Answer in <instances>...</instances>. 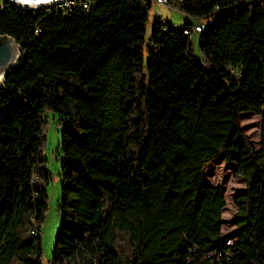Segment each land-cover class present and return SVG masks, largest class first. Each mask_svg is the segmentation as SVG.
<instances>
[{"label":"trees","instance_id":"obj_1","mask_svg":"<svg viewBox=\"0 0 264 264\" xmlns=\"http://www.w3.org/2000/svg\"><path fill=\"white\" fill-rule=\"evenodd\" d=\"M74 2L0 1V35L21 51L0 82V264H42L47 110L62 152L50 264H264V141L240 124L264 127V0L179 2L216 16L198 33L203 60L189 22L157 17L145 46V0ZM221 156L246 183L226 234L223 190L203 181Z\"/></svg>","mask_w":264,"mask_h":264},{"label":"rangeland","instance_id":"obj_2","mask_svg":"<svg viewBox=\"0 0 264 264\" xmlns=\"http://www.w3.org/2000/svg\"><path fill=\"white\" fill-rule=\"evenodd\" d=\"M1 1V0H0ZM159 17L165 23L175 26H183L186 22L192 25H209L213 24L216 16L211 17H192L184 14L177 8H168L157 3H152L148 10V20L146 23L145 46H148L152 33V28L156 18ZM198 33L192 35L193 50L195 55L203 60V56L199 49ZM21 52V51H20ZM21 55V54H20ZM147 47L145 51V61H147ZM60 116L50 110L45 111L44 120V143L41 157L44 160L45 167L52 175V180L47 186L48 193V210L45 219L41 224V242L43 248L42 264H50L52 252L54 249L56 237L62 222V216L59 209L61 204V187L60 168L62 152L59 148L61 125L59 123ZM240 124L244 133L249 137L253 146L257 149L263 146L264 127L262 119L259 115L245 114L240 118ZM236 165L225 162L223 156L209 163L203 172V181L207 186H218L223 190L226 200V207L223 210L222 231L224 234L235 229V215L237 206L235 203L238 194L246 189V183L235 176L234 170Z\"/></svg>","mask_w":264,"mask_h":264},{"label":"water","instance_id":"obj_3","mask_svg":"<svg viewBox=\"0 0 264 264\" xmlns=\"http://www.w3.org/2000/svg\"><path fill=\"white\" fill-rule=\"evenodd\" d=\"M11 6L19 9L32 10L50 7L63 0H7ZM21 52L16 41L7 36L0 35V75L3 80L10 71L19 65Z\"/></svg>","mask_w":264,"mask_h":264},{"label":"built area","instance_id":"obj_4","mask_svg":"<svg viewBox=\"0 0 264 264\" xmlns=\"http://www.w3.org/2000/svg\"><path fill=\"white\" fill-rule=\"evenodd\" d=\"M181 1H183V0H145V2H149L151 4L152 3H157V4L161 5V6L168 7V8H176L177 4L179 2H181ZM62 4L70 6V5H74L75 2H74V0H63V1L59 2V3H57V4H54V5H62ZM82 4H83L84 8H88V3L87 2L83 1ZM176 27H178V26H176ZM202 29H203L202 25H197L194 28V32L200 33V32H202ZM184 33L186 35L190 34L189 30H184Z\"/></svg>","mask_w":264,"mask_h":264},{"label":"bare ground","instance_id":"obj_5","mask_svg":"<svg viewBox=\"0 0 264 264\" xmlns=\"http://www.w3.org/2000/svg\"><path fill=\"white\" fill-rule=\"evenodd\" d=\"M3 81V75H0V82Z\"/></svg>","mask_w":264,"mask_h":264},{"label":"crops","instance_id":"obj_6","mask_svg":"<svg viewBox=\"0 0 264 264\" xmlns=\"http://www.w3.org/2000/svg\"><path fill=\"white\" fill-rule=\"evenodd\" d=\"M151 6H152V4H151ZM151 8V7H150Z\"/></svg>","mask_w":264,"mask_h":264}]
</instances>
